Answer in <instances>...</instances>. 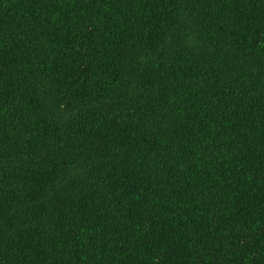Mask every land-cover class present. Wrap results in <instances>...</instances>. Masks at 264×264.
Returning a JSON list of instances; mask_svg holds the SVG:
<instances>
[{
	"label": "trees",
	"instance_id": "obj_1",
	"mask_svg": "<svg viewBox=\"0 0 264 264\" xmlns=\"http://www.w3.org/2000/svg\"><path fill=\"white\" fill-rule=\"evenodd\" d=\"M0 264H264V0H0Z\"/></svg>",
	"mask_w": 264,
	"mask_h": 264
}]
</instances>
